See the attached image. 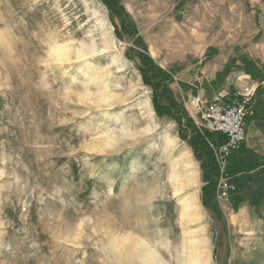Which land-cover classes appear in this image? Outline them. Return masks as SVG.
<instances>
[{
    "label": "rangeland",
    "instance_id": "1",
    "mask_svg": "<svg viewBox=\"0 0 264 264\" xmlns=\"http://www.w3.org/2000/svg\"><path fill=\"white\" fill-rule=\"evenodd\" d=\"M220 88L253 89L227 199L184 107ZM185 236L264 264V0H0V264H175Z\"/></svg>",
    "mask_w": 264,
    "mask_h": 264
},
{
    "label": "built area",
    "instance_id": "2",
    "mask_svg": "<svg viewBox=\"0 0 264 264\" xmlns=\"http://www.w3.org/2000/svg\"><path fill=\"white\" fill-rule=\"evenodd\" d=\"M252 94L227 88L216 90L209 98L197 94L184 103L185 110L199 127L200 133L221 136L222 141L205 138L216 169L215 195L227 199L237 187L229 171L234 156L247 141L248 120L253 116Z\"/></svg>",
    "mask_w": 264,
    "mask_h": 264
},
{
    "label": "bare ground",
    "instance_id": "3",
    "mask_svg": "<svg viewBox=\"0 0 264 264\" xmlns=\"http://www.w3.org/2000/svg\"><path fill=\"white\" fill-rule=\"evenodd\" d=\"M246 91H247V93H251L253 91V89L252 90H246ZM182 156L184 157V159L189 160V157L186 154V152H183ZM187 165H191V163L188 162ZM176 177H177L176 175H173L171 177L174 182L176 179H178ZM183 177H184V175H183ZM179 181H181V180H179ZM190 182H191V179H190ZM177 191L179 192V190H177ZM189 207H185L183 213H181V217H183V220H186L184 218L189 216L187 213L188 212L187 209H189ZM190 210H192L196 216H199L198 211H197V206L195 205V203L193 205H191ZM194 214H193V216H194ZM190 215H191V213H190ZM186 234L188 235L187 232H186ZM183 236H184V234H183ZM188 237H186V239ZM123 243L127 244L128 240L123 242ZM206 243L207 242L205 240L197 239V238H189V239L183 241L181 250L176 253V255H177V257H175L176 259L173 258L175 264H211L210 252L208 250V246ZM129 246H131V248H132V250H131L132 254H134L135 252H138V250H139V254L141 256V260L143 261V264H170V262H165L163 260V258L161 257L162 255L159 256V253H158L156 248L150 246L147 243L145 244L143 242L142 244H135V245L130 244ZM120 249H121V245L117 244L116 245V251L118 252ZM171 256L172 255H170V257Z\"/></svg>",
    "mask_w": 264,
    "mask_h": 264
},
{
    "label": "trees",
    "instance_id": "4",
    "mask_svg": "<svg viewBox=\"0 0 264 264\" xmlns=\"http://www.w3.org/2000/svg\"><path fill=\"white\" fill-rule=\"evenodd\" d=\"M146 72H148V70H145V71H143V78H144V81L146 82V83H149V81L146 79V75H145V73ZM149 84H151V83H149ZM154 102H155V108H156V110H157V112L158 113H164V114H170V108H174L175 107V103H174V101H172V99H170V103L171 104H173L172 106H170V105H168V107H160L158 104H157V102H156V100L154 99ZM205 138H214V139H217L219 142L220 141H222V137L221 136H215V135H210V134H208V133H204V134H197L196 133V147H195V149L196 150H199V151H202L206 156H208V159H209V161L207 162V166H211V169H210V171L214 174L213 176H215L216 175V169H215V166H214V164H213V160H212V157H211V153H210V151H209V148H208V145H207V142H206V140H205ZM244 149V146L241 148V150L234 156V158L233 159H235V157L242 151ZM248 164H251V162L249 161L248 162ZM232 167V166H231ZM235 185H236V187H237V190H236V193H238L239 192V190H240V185H239V182L236 180L235 182ZM214 187H215V181H214Z\"/></svg>",
    "mask_w": 264,
    "mask_h": 264
}]
</instances>
